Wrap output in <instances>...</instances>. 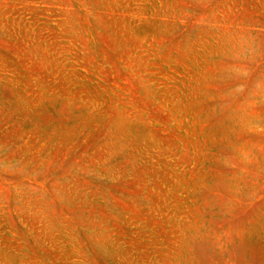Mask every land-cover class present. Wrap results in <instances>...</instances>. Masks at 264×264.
<instances>
[{
  "label": "rangeland",
  "instance_id": "obj_1",
  "mask_svg": "<svg viewBox=\"0 0 264 264\" xmlns=\"http://www.w3.org/2000/svg\"><path fill=\"white\" fill-rule=\"evenodd\" d=\"M0 264H264V0H0Z\"/></svg>",
  "mask_w": 264,
  "mask_h": 264
}]
</instances>
